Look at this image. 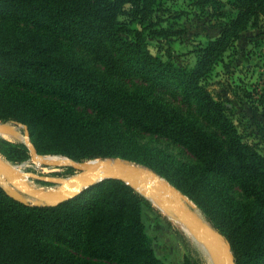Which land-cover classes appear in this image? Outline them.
<instances>
[{
    "label": "trees",
    "instance_id": "16d2710c",
    "mask_svg": "<svg viewBox=\"0 0 264 264\" xmlns=\"http://www.w3.org/2000/svg\"><path fill=\"white\" fill-rule=\"evenodd\" d=\"M211 1L221 30L196 43L188 67L151 51L150 38L186 33L153 18L162 0H0V122L25 126L32 146L0 137V154L142 165L189 197L236 264H264V154L208 85L237 40L263 26L264 0L201 3ZM145 208L152 202L119 178L56 205L23 203L0 183V264H168Z\"/></svg>",
    "mask_w": 264,
    "mask_h": 264
},
{
    "label": "rangeland",
    "instance_id": "374dc122",
    "mask_svg": "<svg viewBox=\"0 0 264 264\" xmlns=\"http://www.w3.org/2000/svg\"><path fill=\"white\" fill-rule=\"evenodd\" d=\"M201 2L202 0H162L161 8L154 13L153 18L160 17L164 25L166 21H171L175 24V29L182 31L186 29V33L181 37L173 36L170 39L150 38V47L154 54L164 59L170 56L178 64L188 67L196 63V55L192 52L196 43L199 40L206 41L208 37L217 36L221 30L222 21L216 17L217 10L212 1ZM229 9V6L219 7V11ZM262 25L246 31L237 40L235 47L227 51L223 62L217 66L216 72L208 80V85L216 97L233 104L232 115L243 139L256 144L264 154V23ZM6 132L10 135L3 134ZM0 137L12 141H24L29 145L27 140L29 134L23 125L0 122ZM142 141L161 146L184 160L189 158L181 148L164 139L158 140L145 136ZM38 155H34L32 149L31 158L21 163H12L2 154L0 157L9 167L15 168L17 170L15 173L20 176V180L25 181L31 188L51 191L59 190L65 181L75 175L87 174L83 166L90 161L98 160L99 164L105 161L97 158L76 162L64 155ZM36 156L56 158L57 162L63 160L64 163L44 164L40 163ZM120 161L134 169L148 170L137 163L123 159ZM0 183L6 189L10 186L8 179ZM20 193L28 201L35 200L24 192ZM151 202L153 208H145L143 218L158 256L168 264H183L186 256L197 264H214L210 253L188 234L182 226L184 222L173 211L163 210L154 201ZM191 210L198 219L206 222L210 228L213 227L198 208Z\"/></svg>",
    "mask_w": 264,
    "mask_h": 264
},
{
    "label": "water",
    "instance_id": "95a60500",
    "mask_svg": "<svg viewBox=\"0 0 264 264\" xmlns=\"http://www.w3.org/2000/svg\"><path fill=\"white\" fill-rule=\"evenodd\" d=\"M27 140H29V138ZM29 145L32 148L30 140ZM33 153L34 155H38L35 150H33ZM104 160L105 162H107L117 160L120 161L121 159L112 158V160ZM43 163L49 164L47 162ZM147 171L154 177H160L161 181L156 186H143V191L140 190L139 187L138 191L145 195L150 201H154L161 209L166 211H173L190 228L200 233L203 237V242L206 244L208 252L213 259L214 264H236L234 254L229 244L224 241V239L213 227V229L208 227L202 220L198 219L192 213V208H190V206L196 208V205L189 199V197L183 194L174 185L169 183L166 179L159 176L154 171L150 169H148ZM140 173V170L132 168L129 172V175L108 174L97 180H90L87 175L79 174L65 181L59 190L51 191L42 190L39 188H31L25 181L19 180V175L15 173L8 165L0 161V175L6 177V179H8V181L10 182V186L7 188L8 194L23 203H33L34 205H40L42 203H48L52 205L59 204L75 196L77 193L89 187L90 185L108 178H119L135 187L136 184L132 181L131 178L136 177ZM167 189L174 192L175 196L173 200H168L165 197L163 192ZM20 192H24L32 196L35 200H26Z\"/></svg>",
    "mask_w": 264,
    "mask_h": 264
},
{
    "label": "bare ground",
    "instance_id": "6f19581e",
    "mask_svg": "<svg viewBox=\"0 0 264 264\" xmlns=\"http://www.w3.org/2000/svg\"><path fill=\"white\" fill-rule=\"evenodd\" d=\"M3 134L4 135H7V132L6 133H3ZM9 135L10 134H8L7 136H9ZM37 156H39V155H37ZM42 157H48V156H42ZM37 160L40 163L47 162V163H49L51 165H52V163H60L61 162V161L60 162H57L56 161V158H40V157H37ZM54 160L56 162H54ZM0 161L3 162L4 164H6L5 161L1 159V157H0ZM97 161L95 160L93 162H89L88 164H86L85 166H83V169L85 168L87 170V172H88L85 175H87L90 180H97V179H99V178H101L103 176H106L108 174H116V175L123 174V175H129V172L132 169V167H130V166H128V165H126V164H124V163H122L120 161H107V162L103 161L104 163H102V164H99V162H97ZM61 163H64V161L62 160ZM112 163H115V164H112ZM117 163L119 165H116ZM11 169L14 172L17 171V170H15V168L14 169L11 168ZM140 171H141V173L139 175H137L134 178H131L132 181L136 184L135 187L137 189H139V187H140V190H142L143 186L144 187H147L148 185L149 186H156L161 181L160 177H158V176H156V177L152 176L147 170H142L141 169ZM5 179H6V177L0 175V181H5ZM23 179L25 180V178H23ZM19 180H20V176H19ZM163 193H164L165 197L168 200H173V198L175 196L174 192L170 191L169 189H167ZM194 215L198 218V216L196 214H194ZM204 223L209 227V225L206 222H204ZM182 226L188 232V234L192 235L195 238V240H197L203 246V248H205L208 251V248H207L206 244L203 242V237H202V235L200 233L194 231L185 222H184V224H182Z\"/></svg>",
    "mask_w": 264,
    "mask_h": 264
}]
</instances>
